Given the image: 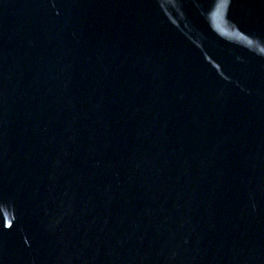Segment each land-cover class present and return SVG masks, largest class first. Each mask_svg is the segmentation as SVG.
I'll return each instance as SVG.
<instances>
[{"label":"water","instance_id":"water-1","mask_svg":"<svg viewBox=\"0 0 264 264\" xmlns=\"http://www.w3.org/2000/svg\"><path fill=\"white\" fill-rule=\"evenodd\" d=\"M0 264H264V0H0Z\"/></svg>","mask_w":264,"mask_h":264}]
</instances>
